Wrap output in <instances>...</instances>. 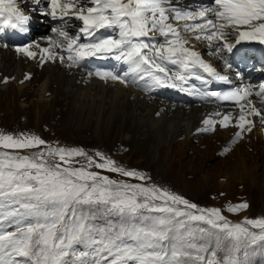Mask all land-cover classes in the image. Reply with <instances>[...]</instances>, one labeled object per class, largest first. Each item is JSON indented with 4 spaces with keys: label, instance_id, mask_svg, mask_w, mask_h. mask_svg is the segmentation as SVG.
<instances>
[{
    "label": "snow or ice",
    "instance_id": "snow-or-ice-1",
    "mask_svg": "<svg viewBox=\"0 0 264 264\" xmlns=\"http://www.w3.org/2000/svg\"><path fill=\"white\" fill-rule=\"evenodd\" d=\"M214 3L215 7L194 13H170L164 0H87V3L47 0L46 7L39 12L42 22L49 18L65 23L79 21L77 33L53 27L51 32L55 38L45 37L47 47L28 43L16 47V51L29 59L39 55L41 66L48 61L61 64L67 61L69 68L79 66L86 58L110 54L117 60L123 58L132 62L133 71L139 72L141 66H147L145 74L156 85L177 87L191 94L199 89L182 87L190 78L207 83L194 71L197 68L215 80L230 81L206 63L197 51L186 46L188 39L170 20L184 21L183 32L195 33L194 40L220 41L228 52L244 41L264 45V0H214ZM0 20L3 27L24 33L32 23V17L20 10L17 0H0ZM197 20L200 22L196 23ZM104 29L118 30L119 37L98 36ZM150 33H159L164 41L145 42L142 38L154 39ZM233 33L235 41L229 43L228 37ZM33 47L39 52L32 51ZM220 51L221 48L216 49L217 54ZM158 61L177 65L181 71L172 75ZM95 75L105 82L128 83L112 72L97 71ZM139 78L144 79L145 75ZM25 79L31 76L26 75ZM7 81L5 78L4 82ZM200 94L233 102L239 107L235 123L237 139L243 138L244 131H251L253 121L248 117L257 116L264 122V112L248 100L253 94L252 85L238 86L224 93L205 91ZM255 95L264 101V83L259 85ZM231 121V113L213 112L202 121L208 127L198 131H215L217 123L227 128ZM46 145L45 140L35 135L0 134V148L13 152ZM86 155L80 149L50 146L31 156L0 152V197L20 202L29 212L26 221L18 220L10 225L13 231H0V264H247L248 248L257 241H264V219H245L243 223L233 224L220 209L200 208L158 186L120 182L85 167H62L61 163L50 164L45 159L58 157L68 165L72 158ZM95 155L102 162L91 156L87 160L96 169L134 180L147 179L140 172L117 166L100 152ZM83 206H87L89 215L83 214ZM248 207L247 203H240L227 211L238 213ZM101 211L140 223L130 227L96 228L90 220ZM193 222L207 227L194 229ZM242 250L243 262L238 255ZM218 252H223L224 256L218 257Z\"/></svg>",
    "mask_w": 264,
    "mask_h": 264
},
{
    "label": "rangeland",
    "instance_id": "rangeland-1",
    "mask_svg": "<svg viewBox=\"0 0 264 264\" xmlns=\"http://www.w3.org/2000/svg\"><path fill=\"white\" fill-rule=\"evenodd\" d=\"M184 1L185 0H164V3L177 2V4H182ZM199 1L203 3L204 7H215L214 1ZM18 2L17 3L22 7H19L20 10L32 17V27L30 25L29 30L33 29V32L31 34V41L29 43L43 44V42H45L47 44L45 37L51 36L55 38L54 34L51 32V28L53 27L62 26L66 28V30H70L69 32L72 34L77 33L78 27L80 25L77 26V24L72 23L74 22V20H71L70 23L67 21V25V22L65 23L62 21L49 20L50 24H42V22L38 23L40 28H42V26L48 27L47 31H44V29H34V26L36 28L38 26L36 16H39L41 19H43L39 15V11L37 9L38 6L42 4L38 5L36 3V0H18ZM42 2L43 4H46V2L40 0V3ZM84 2L87 3V0H84ZM33 4L34 6H37V10L32 7ZM187 4L188 2L185 1V9L180 7V5H176V7L174 8L172 7V5L170 6L167 3H165V7L170 13L196 12L192 10V8L195 7L192 2L189 6H187ZM199 5L201 4L199 3L198 5H196L198 9H200ZM195 22L199 23L200 21L197 20ZM79 24H81V22H79ZM184 24L185 22L182 21L181 25H177L179 26L177 28H182ZM101 31H103V37H109V35L113 38L119 37L118 30L104 29ZM23 33L24 32H22L21 34V32H19L18 30H12L10 28L3 27V22L2 20H0V38H3L0 39V46L7 48V50L15 52L17 46V44L15 45L14 43L5 45L7 37H11L12 40H14L15 36L16 38H19V36H24ZM37 39H41L43 40V42L41 40L38 41ZM228 39V42H232L233 40L235 41V34L233 33L228 37ZM157 41L163 42L164 40L160 39ZM83 42L88 41L84 40ZM207 42L206 40H201V43H203V45H210L211 43H213L216 47L222 48L220 41L214 40L215 43ZM21 43L23 45L25 44L23 42H20V44ZM32 51L39 52V49L33 47ZM202 52L207 53L205 51ZM211 52L212 57L217 58V56L219 55V53H216L215 49ZM37 57L40 56L38 55ZM21 58L24 59V61L21 63V65L17 64V67L20 66L19 69L25 68L27 70L33 65L30 62L35 60L29 59L23 54H21ZM50 62L51 61H48L46 65L49 66L52 63ZM95 62H97V59L95 60ZM171 66L174 65L172 64ZM173 68H175L176 70L175 66ZM78 70H81V68ZM175 70L174 72H176ZM180 71L181 69L179 68L177 72ZM157 75L162 74L157 73ZM4 80L5 79H3L2 81L3 84H0V134H10L14 137H19L21 134L35 135L45 140L47 142V145L42 146L40 149L17 150L15 152H13V150L0 148V152H10L12 154L31 156L33 155V153L42 151L45 147L48 146L52 148L63 147L65 149H80L87 155L72 158L70 164L68 165H64L62 162H60L58 157H45V159L50 164L61 163L62 167H85V169L88 171L100 172L101 175H106L109 178L120 182H127L130 184L144 183L147 186H158L163 190L186 198L190 202L198 205L200 208L220 209L225 218L233 224L243 223L245 219H264V145H262V143L257 145L251 144L249 147H247L246 144L239 148L231 149L227 152H221L222 154L216 152L211 156L210 154L213 152V150H215V148H217V146L212 144V142H208V137L212 136L213 134V131H211L199 134L197 139L190 140L189 137L187 139H184L183 137L182 139H175L171 142L170 140L161 141L156 144L154 148V154L151 155V158H148L145 153H140L136 150L133 151L130 146L119 147L118 143H115L114 141L111 142L108 138L101 137L98 131L84 132L83 128L81 129L79 122H77L78 125L71 124L68 122L69 118L62 119L60 118V116H53L50 113L49 104L46 105V103L37 96L34 98H30L27 103L24 102L25 99L21 98L20 96L22 92L26 90L25 88L28 84L24 82L29 79H19L17 82H14L13 80L9 81L8 79V87L6 86L7 84L4 85ZM67 80H69V77ZM91 80H93L94 82L101 81V79L98 80L96 77H92ZM193 80L194 78H190L187 84L182 85V87L199 89V92H193L191 94L189 92L182 91L183 95L184 93H189L191 95V100L189 99L190 101H187L184 95L185 103L183 104V106L186 107H189L190 105L195 103H201L202 101L200 98V93L205 92V85L203 84L204 82H200V80L194 82ZM21 81H23V83H21ZM152 83V88L154 87L153 89H155L156 84L154 82ZM188 84H190L191 86H189ZM80 85L84 87L86 83L82 81L80 82ZM176 88L173 87V89L175 90H180V88ZM68 89L69 88L66 87V90ZM141 92L144 95H147L146 98L148 99L149 97L153 98L154 100L159 99L154 95H150L151 91L150 93L146 90H143ZM153 92L155 93V91ZM193 96L195 97V99ZM92 97L93 96H89V94H87L86 100ZM81 99L82 97L80 98V100ZM96 101H99V99L95 100V102ZM250 101L253 105H255V102H253V100ZM107 102H109V100H107ZM119 103L122 104L123 100H121V102ZM178 103L179 102L172 103L170 101L166 104V107L171 110L173 108L174 110L178 108V106L174 107L172 105H177ZM116 105L117 104H115L114 106ZM198 105L202 104H197V106ZM106 106L107 105L105 104L104 108H106ZM255 106L258 109V106L260 105L258 103V105L256 104ZM112 107L113 106H111V108ZM93 108L95 112L93 120L96 121L97 114L100 113L101 115L104 108L103 105H101L100 109L95 107V105H93ZM154 118L155 121L160 120V117ZM185 140H187L185 143L188 147L190 145L192 146L193 144V149L189 150V148H182V146L179 145L181 141L183 142ZM233 140V137H231L229 143L225 145L230 146L229 148H231V145L233 143L238 144L244 142V137L242 139L234 140L235 142H233ZM212 147L215 148L212 149ZM97 152H100L105 157L114 160L117 166L123 167L129 171H137L144 174V176L147 177L146 181L126 178L120 174L102 171L100 169H96L94 165H89L87 160L88 156L93 157L97 162H102L100 161L99 157H96L95 154ZM24 203H27V201H25ZM240 203H247L249 205L248 209L241 210L238 213L227 211L229 207L238 205ZM83 207L85 209L83 214L86 216L89 215L87 206ZM28 218L29 212L27 209L22 207L20 202L14 201L9 197H0V231H13L14 227L10 225H14L18 220L21 222L26 221ZM90 223L94 224L96 228H119L122 225L130 227L133 224H136L138 226L140 222L133 221L131 218L126 219L124 217L116 215L115 213L109 214L101 211L96 212L92 216ZM192 227L195 229L198 227H207V225H204L200 222H193ZM250 230H256L257 233H259L260 231L259 229ZM224 243L227 244L228 241H224ZM248 252L249 257L247 260V264H264V241H257L255 245H252L248 248ZM238 255L240 257V260L243 262V250ZM223 256V252H218V257L222 258Z\"/></svg>",
    "mask_w": 264,
    "mask_h": 264
},
{
    "label": "bare ground",
    "instance_id": "bare-ground-1",
    "mask_svg": "<svg viewBox=\"0 0 264 264\" xmlns=\"http://www.w3.org/2000/svg\"><path fill=\"white\" fill-rule=\"evenodd\" d=\"M42 1L46 2L47 4V0ZM165 3L169 4L168 2ZM176 3H172V7L175 8L176 5H178ZM183 3H185V1ZM19 4L18 7H21ZM46 4H43V2L39 3L38 5L40 6L37 8L38 11L40 12L42 9H44ZM35 7L37 6L35 5ZM36 17L38 26L37 28L34 26V29H44V31H47L48 27H39L38 23H41L42 19L39 16ZM49 20L50 18L45 22H42V24H50ZM70 21L71 20L68 22L70 23ZM169 22L173 23L176 27H179L177 25H181L182 23V21L177 22L174 19L170 20ZM72 23L77 24V26L80 25L79 21H74ZM178 29L181 31L182 36L188 39V44L186 46L197 51L206 63H209L219 74L227 76L230 81V83H225L214 79L216 82L220 84H230L234 87L252 85L253 94L248 97V100H253L255 105L259 103L260 106H258V109L261 112H264V105L255 97L254 92L255 87H259L260 84L264 83L263 81H259L257 83L255 81L256 77L260 76V71H254L253 69L247 67L245 68V72H242V67L239 64H236L235 67L231 68L233 72L230 73L228 70V67L230 68L229 65L232 59L236 58V56L242 57V50L251 47H258V42H241L239 45H235L233 47L232 52H228L226 49H223V53L218 55L216 58L212 57L211 51L214 49L216 50L218 47H216L213 43L210 45H203L201 40L196 41L192 38L195 33H184L183 27ZM32 32L33 29L27 32V38L25 37L26 39L23 37L18 38L16 47L23 45L22 43L20 44V42L26 43L28 40H30ZM98 36H103V31L98 33ZM150 36H154V39H142L150 44L161 43V41L158 42L157 40H164V37L160 36L159 33H150ZM37 40L39 41L41 39ZM41 41L43 42V40ZM233 42L234 40L229 43ZM13 43L16 45L15 42ZM7 44H9V42H5V45ZM40 45L42 47L48 46V44L45 42ZM17 53L18 52L16 50L15 52H11L10 50H7V48L0 46V84H3L2 81L5 78H8L9 81L13 80L14 82H17L19 79L26 80L25 76L30 75L31 79L24 82L28 83L27 87L25 88L26 90L23 91L20 96L21 98L25 99L24 102L27 103L30 98L37 96L38 98L42 99L46 105L49 104L50 113L53 116H60L62 119L69 118L68 122L71 124H77V122H79L81 129L83 128L84 132L98 131L101 137L108 138L111 142L114 141L115 143H118L119 147L130 146L133 151L136 150L140 153L143 152L146 154V156H148V158H151V155L154 154V148L156 144L161 141L170 140L171 142L175 139H182L183 137L184 139L189 137L190 140H192L197 139L199 134L211 132L212 130H198L208 127L205 126L202 121L209 117L211 113L217 111L221 113H231L232 121L230 122V126L227 128L221 127L218 123L215 125V131H213L212 136L208 137V142H212V144L217 146V148L214 147L215 150H213V152L210 154L211 156L216 152L222 154L221 152H227L225 149L230 151L231 149L239 148L246 144L247 147H249L251 144L257 145L262 143V145H264V122L261 121L260 117L250 116L248 118L253 121V126L250 132L244 131L242 133V135H244V142L238 144L233 143L231 148H229L230 146L225 144L229 143L231 137H233L234 140L237 139L235 133L238 131V129L235 127V123L237 122L240 113L239 107L223 106V109H218L217 107L215 108V106H207L208 99H205V97L201 94V103H195L189 107L182 106L183 94L181 90L178 91L173 89V87H164L160 85H155V89H153L154 87L152 88L153 81L151 77L145 74L144 71L147 66H141L139 72L133 71L134 64L132 62H126L123 58L121 60H117L113 55L106 54L102 58L101 56L89 57L83 61H80L79 66L82 68L81 70H78L80 69L79 66H73L71 68L67 67V61H65L64 64L59 62H50L51 64L49 66L46 65V62L43 64V66H41L40 57H37L35 60L30 62L33 65L26 70L25 68L19 69L20 66L17 67V64L21 65V63L24 61V59L21 58V54ZM96 59L97 62H95ZM158 62L162 63V65L168 69L167 63H164V61ZM257 66L258 65H255L254 68ZM97 71L112 72L113 74L124 77L128 83L127 85H124L112 80H108L107 82L104 80H101L100 82H94L91 80L92 77H96L98 80H100L95 75ZM169 72L172 75L177 73L174 72V70L173 72ZM89 73H92V75H89ZM142 74L145 75L144 79L139 78ZM68 77L69 80H67ZM81 80L86 83L84 87L80 85V82H82ZM205 80L207 81V91H210V87L208 86L209 79L207 76ZM4 85L8 87L9 82L5 83ZM188 85L191 86L190 84ZM66 87L69 89L66 90ZM143 90L149 91V93L151 91L150 95H154L159 99L154 100L149 96V99L146 98L147 95H144L141 92ZM153 91H155V93ZM87 94L93 97L86 100ZM184 95L187 101L191 100V95L189 93H184ZM81 97L82 99L80 100ZM172 97L174 103L179 102L177 105L171 104L174 107L178 106V108L174 110L173 108L171 110L166 107L167 103L164 102L165 99L171 101ZM97 99H99V101L95 102ZM107 100H109V102H107ZM121 100H123L122 104L119 103ZM105 104L107 105L106 108H104ZM115 104L117 105L114 106ZM197 104H202L203 106H197ZM93 105H95V107L98 109H100L101 105H103L104 108L101 115L100 113L97 114L96 121L93 120V116L95 115ZM111 106L113 107L111 108ZM245 110L247 111V109ZM154 117H160V120L155 121ZM215 119L219 120L220 117H215ZM234 140L233 142H235ZM186 141L187 140L183 142L181 141L179 145H181L182 148L187 147L189 150L193 149V144L192 146L190 145L188 147L185 143ZM214 148L212 147V149Z\"/></svg>",
    "mask_w": 264,
    "mask_h": 264
}]
</instances>
